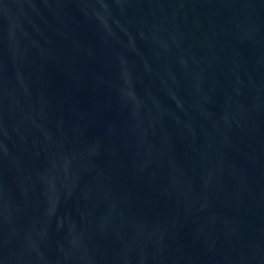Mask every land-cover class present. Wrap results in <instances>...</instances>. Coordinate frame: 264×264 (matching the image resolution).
<instances>
[{"label": "water", "instance_id": "95a60500", "mask_svg": "<svg viewBox=\"0 0 264 264\" xmlns=\"http://www.w3.org/2000/svg\"><path fill=\"white\" fill-rule=\"evenodd\" d=\"M0 264H264V0H0Z\"/></svg>", "mask_w": 264, "mask_h": 264}]
</instances>
